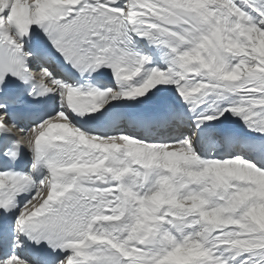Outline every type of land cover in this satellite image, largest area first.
<instances>
[{
  "label": "snow or ice",
  "instance_id": "obj_1",
  "mask_svg": "<svg viewBox=\"0 0 264 264\" xmlns=\"http://www.w3.org/2000/svg\"><path fill=\"white\" fill-rule=\"evenodd\" d=\"M172 88L191 136L160 134L175 104L125 116L141 134L79 124ZM25 93L59 98L27 131L9 112ZM222 117L264 136V0H0V133L32 158L0 170V211L19 209L0 264H264V163L231 154L239 133L199 134Z\"/></svg>",
  "mask_w": 264,
  "mask_h": 264
},
{
  "label": "bare ground",
  "instance_id": "obj_2",
  "mask_svg": "<svg viewBox=\"0 0 264 264\" xmlns=\"http://www.w3.org/2000/svg\"><path fill=\"white\" fill-rule=\"evenodd\" d=\"M166 87H171V86H166ZM150 95H152V93H149V96H150ZM164 97H170L171 99H175V100L179 101L182 105H184V104H183V101L180 100V98H179L178 96L175 95V89H174V88H172L171 93H169V94H167V95H164ZM149 99H150V98H149ZM230 115H231L230 113H226V116H230ZM221 121L227 122V121L224 120L223 117L221 118L220 121H215V122L220 123ZM229 121H230L231 123H237V124L240 123V124L242 125V128H243L244 130L248 131L247 128H245V127L243 126L242 122L239 121L238 118H232V119L229 120ZM233 121H236V122H233ZM228 125H229V126H228L229 128L234 127L232 124H228ZM223 158H224V157H223ZM19 254H20V256H22L24 259H26V260H28V261H30V262L32 261V260L30 259V257L28 256L27 252H25V251H21Z\"/></svg>",
  "mask_w": 264,
  "mask_h": 264
}]
</instances>
